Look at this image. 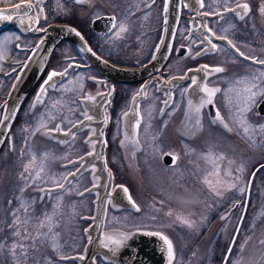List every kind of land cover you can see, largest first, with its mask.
Masks as SVG:
<instances>
[{
  "label": "flooded vegetation",
  "instance_id": "obj_1",
  "mask_svg": "<svg viewBox=\"0 0 264 264\" xmlns=\"http://www.w3.org/2000/svg\"><path fill=\"white\" fill-rule=\"evenodd\" d=\"M42 8L43 19L36 30L42 31L52 23H68L76 28L96 55L119 66L147 64L163 35L165 0H44ZM8 31L21 33L17 28L1 33ZM21 34L35 42L20 45L21 40L10 38L15 44L5 59L12 68L1 72L5 94L0 102V122L16 75L30 50L42 37V34ZM64 71L63 77L44 85L51 72L61 74ZM151 77L156 81L146 88L144 98L139 101L130 133L124 131V115L130 109L132 97L145 81L112 85L106 133L107 162L111 158L109 146L119 147L121 156H126V153L130 156L128 147H150L159 140L150 138L149 132L158 129L162 135L174 124L188 134L217 127L236 144L245 138L255 142L260 140L263 142L258 145L264 154V0H181L180 19L170 56L160 72ZM173 77H179L181 81L171 90L169 98L165 90L159 89L158 81L168 86ZM108 89L106 79L91 67L71 42L62 41L55 47L42 77L23 100L10 135L0 151L7 147L10 153V150L23 145L21 151L24 152L27 146L32 147L33 155L14 154L12 158L8 155L4 159L3 165L9 173L16 168L21 172L23 166L31 163L33 169H42L47 162L45 155L53 160L58 153L64 154L65 159L50 172L51 182L36 186L35 172L34 176L27 175L26 183L22 184L18 176L15 179L5 173L1 188L0 226L7 228L23 223L50 228L42 235H0L5 249L2 251L5 256L0 255L1 264H10L7 253L18 255L20 248L25 253L27 264H78L71 258V235L67 231L64 235H57L55 228L72 227L77 220L88 224L85 214L78 215L75 221L73 217V210L77 211L73 208L75 196L80 199L88 195L84 193L88 188V170L58 191L48 193L47 188L60 186L70 173L78 170L81 162L74 163V160L90 152L89 144L92 146L94 141L89 137L94 127L85 126L68 140L54 138L52 133L66 132L86 118L85 101L106 93ZM36 127L40 131L39 140L43 137L50 144L46 148L42 145L36 148V143L28 138H36ZM46 131H52L51 135H46ZM175 142L182 146H196L200 139L184 137ZM162 143L163 140L160 141ZM165 155H169L173 162L174 155L164 150L159 156L160 163ZM263 163L264 158L250 169L249 177ZM166 166H171V163ZM150 168H154L152 173L158 174L156 166ZM263 170L256 172L254 181ZM114 184L116 186L119 182ZM135 209L136 206L132 208ZM109 210L118 212L113 208ZM105 226L106 216L102 235L107 231ZM139 229L132 232L146 230ZM114 231L111 238L120 246L127 234L119 229ZM14 239L17 245L9 251L7 246ZM99 261L112 264L99 255L95 256V264Z\"/></svg>",
  "mask_w": 264,
  "mask_h": 264
},
{
  "label": "rangeland",
  "instance_id": "obj_2",
  "mask_svg": "<svg viewBox=\"0 0 264 264\" xmlns=\"http://www.w3.org/2000/svg\"><path fill=\"white\" fill-rule=\"evenodd\" d=\"M16 1L21 0H0V5ZM21 33L8 31L0 34V102L5 94L1 86V72L12 68L10 62L8 65L5 62L10 48L13 49L15 44L10 38L21 40L20 45H32L35 42L33 38L23 36ZM14 57H17L16 54ZM39 132V127H36V138L32 136L28 138L36 143V148L41 145L46 148L50 144L42 136L39 140ZM194 133H184L177 129V124L168 127L162 135L160 130L153 129L148 135L159 141L146 148L128 147L127 149L131 151L129 153L132 154L130 156L127 153L126 156H121L119 147L109 146L111 158L108 160V166L113 173L114 183L119 182L116 185L126 189L136 209H117L118 212L113 213L109 210L112 207L108 201L105 215L106 232L119 229L130 234L135 228H140L159 233L167 240L169 246L167 264H221L243 210L250 169L264 158L258 145L263 141L255 142L244 137V140L237 143L241 146H236V142L231 141L226 133L217 127H207ZM184 137H195L200 139V142L196 146H182L175 142ZM161 140L164 143L160 144ZM22 148L23 145L14 151L10 150L9 153V149L5 147L0 153V195L5 173L15 179L18 176L21 183L25 184L26 176H34L33 173L36 172L38 186L42 182H51L49 175L52 168L57 167L58 162L65 159L63 153H58L53 160L45 155L47 162L42 169H33L31 163L23 166L21 172L16 168L13 173H9L3 165L8 155L10 158L14 154L33 155L31 146H27L24 152L21 151ZM89 150H92L91 143ZM164 150L174 155L171 166L159 162V156ZM151 166H156L158 174L151 172L154 169H151ZM91 173L92 169H89L88 188L96 183V180L91 178ZM138 177V181H135L134 179ZM87 194L80 199L75 196L73 208H77V211L73 210V217L75 221L79 218L78 215L85 214L88 216L86 217L88 224L77 220L72 227L55 228L57 235H64L66 231L71 235L70 251L77 256L84 255L88 242L85 230L91 225L90 218L93 217L95 210V194ZM250 201L251 205L247 209L227 264H264V170L253 185ZM49 228L15 223L7 228L0 226V235L6 233L10 236L25 237L42 235L48 232ZM27 242L25 240V243ZM16 245L14 239L7 246L8 250L12 251ZM4 250L0 241L2 257L5 256V252H2ZM20 250L18 255L7 253L10 264H17L20 261L21 264L26 263L25 253L21 248ZM98 264L102 262L99 261Z\"/></svg>",
  "mask_w": 264,
  "mask_h": 264
},
{
  "label": "water",
  "instance_id": "obj_3",
  "mask_svg": "<svg viewBox=\"0 0 264 264\" xmlns=\"http://www.w3.org/2000/svg\"><path fill=\"white\" fill-rule=\"evenodd\" d=\"M43 2L44 0H23L11 5L0 6V33L6 29L17 28L24 34L31 36L42 34V37L24 60L7 96L6 107L0 122V151L6 138L10 135L11 127L23 100L42 77L53 50L62 41L71 42L86 58L91 67L106 79L109 88L106 93L85 101L87 104L86 118L75 123L66 132L52 133L54 138L68 140L83 127H94V131L89 137L90 140L94 141L92 150L74 160V163L81 162L78 170L70 173L60 186L47 188L48 192L58 191L68 185L81 172L89 169H92L91 177L96 180V183L85 191V193L95 194V210L93 217L90 218L92 223L85 230L88 242L84 249V255H73L71 258L77 260L78 264H95V256L97 255L112 264H167L169 246L167 240L159 233L134 231L122 239L120 246L116 240L111 238L115 231H109L103 235L101 233L108 201L115 210L135 207L124 187L116 185L112 189L113 173L107 162L106 133L109 124L110 98L113 93L112 85L145 81L139 92L132 97L130 109L124 115V131L126 133L132 131V123L138 113V103L144 98L146 88L156 81L155 77L151 76L160 72L170 56L172 42L180 19L181 0H165L164 28L160 45L152 59L139 67L119 66L102 59L91 50L76 28L68 23H52L42 31L36 30L43 19ZM66 71L61 74L51 72L44 85L52 84L55 80L60 79ZM180 81L179 77H173L169 80L168 86L161 81H158V86L160 90H165L170 98L171 90ZM50 132L52 131L45 133L51 135ZM171 161L172 158L169 155L164 156V164L169 165ZM262 168H264V163L258 165L248 179L243 210L221 264L228 262L248 209L256 172Z\"/></svg>",
  "mask_w": 264,
  "mask_h": 264
},
{
  "label": "trees",
  "instance_id": "obj_4",
  "mask_svg": "<svg viewBox=\"0 0 264 264\" xmlns=\"http://www.w3.org/2000/svg\"><path fill=\"white\" fill-rule=\"evenodd\" d=\"M256 182V180L254 181V183ZM254 183H253V185H254ZM251 195H252V191H251ZM251 195H250V197H251ZM251 202V201H250ZM250 205H251V203H249V207H250Z\"/></svg>",
  "mask_w": 264,
  "mask_h": 264
}]
</instances>
